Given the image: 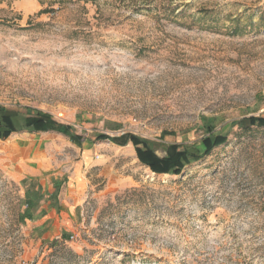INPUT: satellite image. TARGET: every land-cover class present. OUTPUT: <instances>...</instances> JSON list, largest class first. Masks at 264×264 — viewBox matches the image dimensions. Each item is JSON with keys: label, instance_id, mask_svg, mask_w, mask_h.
Listing matches in <instances>:
<instances>
[{"label": "rangeland", "instance_id": "obj_1", "mask_svg": "<svg viewBox=\"0 0 264 264\" xmlns=\"http://www.w3.org/2000/svg\"><path fill=\"white\" fill-rule=\"evenodd\" d=\"M0 107L18 128L0 140V264H264V128L246 129L264 118V0H0ZM40 115L80 144L24 127ZM206 123L226 144L178 176L97 140L201 153ZM38 186L81 192L66 240L19 219Z\"/></svg>", "mask_w": 264, "mask_h": 264}, {"label": "trees", "instance_id": "obj_2", "mask_svg": "<svg viewBox=\"0 0 264 264\" xmlns=\"http://www.w3.org/2000/svg\"><path fill=\"white\" fill-rule=\"evenodd\" d=\"M23 125L25 128L31 129L34 132H57L68 137L73 143L80 144L81 142V138L73 135L72 128L57 124L45 115L27 117L23 120ZM246 125L248 126H246V129L250 127L264 128V118H249L246 120ZM206 131L208 132L207 136L204 137L201 142L203 148L201 153L188 150L179 151L178 146L171 145L165 149L166 155L162 158L156 155L149 142L140 140L131 135H123L121 137L101 135L97 137V140L109 141L121 147L130 143L135 149L138 162L146 166L152 173L156 175L170 174L178 176L186 166L202 161L205 157L209 156L214 149L226 144V137L220 135L210 136L212 132L210 124L207 125L206 123ZM16 132H18V128L14 122V117L0 107V140L5 141ZM29 191L25 193L26 196H28ZM25 198H27V208L24 214L19 217L20 220L24 219L30 205L29 201H31L33 208H35L40 201V198L36 196L33 191L31 193L29 192V197Z\"/></svg>", "mask_w": 264, "mask_h": 264}, {"label": "crops", "instance_id": "obj_3", "mask_svg": "<svg viewBox=\"0 0 264 264\" xmlns=\"http://www.w3.org/2000/svg\"><path fill=\"white\" fill-rule=\"evenodd\" d=\"M59 188V186L54 187V189L51 187H47L41 191L40 186H38L35 189H26V192L30 190L29 192L31 193L33 191V193H35L36 196L41 197V199L35 208L32 207V203L31 201H29L30 205L28 210L26 211L24 219H22V222H33L36 216L40 217V224H35L33 226V229H37V227L40 228L39 226H43L40 228V234L42 238H49L51 240H53V238L56 240L58 238H61L66 240V237L68 236L67 230L62 229L64 227V221H69L72 223L82 216V213L80 211H78L76 215L74 214L75 209L79 205L75 202V199L80 196L79 193L81 192L77 189L68 188L66 189L65 193L62 194V192L60 193ZM29 192L28 196L26 197H29ZM43 196L48 199L52 198L51 201H48V206L46 208L40 206ZM26 200L27 198H25V205L22 211V215L27 208ZM58 206L59 209L57 210ZM62 207L66 209L65 213L62 211ZM64 216H66V218H64ZM49 222H52V224L49 225ZM62 224L63 227L61 226ZM57 229L61 231L59 234L56 232Z\"/></svg>", "mask_w": 264, "mask_h": 264}, {"label": "built area", "instance_id": "obj_4", "mask_svg": "<svg viewBox=\"0 0 264 264\" xmlns=\"http://www.w3.org/2000/svg\"><path fill=\"white\" fill-rule=\"evenodd\" d=\"M71 239H72V237H71Z\"/></svg>", "mask_w": 264, "mask_h": 264}]
</instances>
